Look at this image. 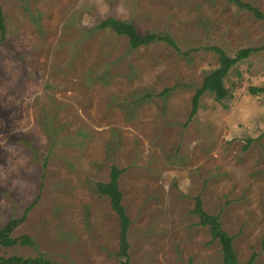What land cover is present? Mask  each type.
Here are the masks:
<instances>
[{
	"label": "rangeland",
	"instance_id": "rangeland-1",
	"mask_svg": "<svg viewBox=\"0 0 264 264\" xmlns=\"http://www.w3.org/2000/svg\"><path fill=\"white\" fill-rule=\"evenodd\" d=\"M264 16V0H242ZM0 227L31 209L0 256L121 264L120 222L97 191L113 166L131 220V264H222L193 213L201 197L234 238L241 264H264V20L226 0H0ZM132 23L164 42L132 49L98 25ZM1 38V34H0ZM254 49L202 97L219 67ZM125 257V256H124Z\"/></svg>",
	"mask_w": 264,
	"mask_h": 264
},
{
	"label": "trees",
	"instance_id": "trees-1",
	"mask_svg": "<svg viewBox=\"0 0 264 264\" xmlns=\"http://www.w3.org/2000/svg\"><path fill=\"white\" fill-rule=\"evenodd\" d=\"M226 1L230 4L236 5L238 8L253 12L256 17L264 20V16L257 9L242 0ZM98 28L100 30L111 29L118 36L126 37L129 40L130 47L134 50L157 42H164L176 50L179 49L176 41L168 34L151 33L148 35H142L134 24L121 21L116 18H109L103 21L98 25ZM6 31L5 16L0 5V43L4 42ZM208 50L215 52L218 56L219 67L206 76L202 85L197 89L192 101V112L187 124L190 123V121L197 115L200 109L201 99L204 95H213L215 101L218 103H222L229 97V90L225 84L227 76L238 63L248 59L250 55L256 51L254 49H242L235 57H230L219 47H211ZM249 92L251 95L256 96L264 93V88L252 86L249 88ZM123 173L124 170L118 168L117 166H113L109 182L98 183L97 191L100 195L107 197L110 200L112 209L117 214L120 222V247L125 256H123L124 259L121 264H131L128 258V252L130 249L129 231L132 223L123 205V193L119 185V181ZM38 201L39 197L34 204L26 208L25 213L21 218H11L5 226L0 227V246L4 248H13L16 246L34 247L36 245L35 241H33L30 236L22 235L14 237V233L25 222L31 209ZM195 201L196 204L193 213L199 217L198 225L208 227L211 233L212 241H218L220 243L223 254L222 264H241L235 250L234 238L223 229L220 216L207 213L204 209L201 197H197ZM253 262L254 259L250 260L248 264H252ZM0 264H52V262L47 257L42 255L37 257L12 255L8 257L0 256Z\"/></svg>",
	"mask_w": 264,
	"mask_h": 264
}]
</instances>
